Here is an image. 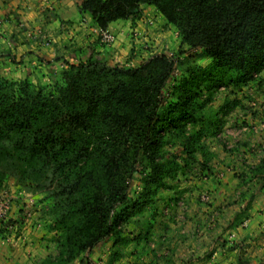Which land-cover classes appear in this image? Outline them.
Returning <instances> with one entry per match:
<instances>
[{
	"label": "trees",
	"instance_id": "trees-1",
	"mask_svg": "<svg viewBox=\"0 0 264 264\" xmlns=\"http://www.w3.org/2000/svg\"><path fill=\"white\" fill-rule=\"evenodd\" d=\"M142 6L177 31L188 54L199 49L211 60L205 68L186 67L187 77L169 94L175 103L164 100L182 65L174 57L159 56L139 68L98 60L68 64L54 91L0 79V192L11 178L22 190L45 195L51 230L58 233L56 264L74 262L118 236L131 211L157 196L163 179L179 169L163 160V149L188 126L202 123L184 141L185 153L206 155L198 140L217 121L204 118L209 98L201 102L203 86L246 85L264 70V0H84L79 12L106 30L136 20ZM140 167L143 189L131 204ZM253 170L264 177V161Z\"/></svg>",
	"mask_w": 264,
	"mask_h": 264
},
{
	"label": "rangeland",
	"instance_id": "rangeland-1",
	"mask_svg": "<svg viewBox=\"0 0 264 264\" xmlns=\"http://www.w3.org/2000/svg\"><path fill=\"white\" fill-rule=\"evenodd\" d=\"M135 19L134 25L132 23L133 28L127 31L126 36L130 38L126 42L131 48L129 47L128 50L124 48L126 53L120 55L121 57L113 60L107 58L108 50L116 42V36L111 33L114 36V42L103 44L98 30L99 33L93 34L96 36V42L102 46L101 50L96 51L97 53L93 50L89 52L88 46L91 43L86 45L85 49L82 46L79 47L72 53L77 58V52H79V60L74 65L98 60L110 67L118 65L125 68H139L154 62L159 56L174 57L182 65L173 72L167 85L168 92L164 100L166 106H169L176 101L169 96L171 89L176 82L178 84L187 77L186 67L193 65L205 68L210 65L211 60L206 58L199 49L188 54L187 47L180 44L177 31L154 8L142 6L140 16ZM140 23L145 28L143 33L137 30ZM92 25L94 29L97 27L94 23ZM152 26L154 39L147 35V29ZM157 34L164 36L159 39ZM120 43L123 45L125 42L122 40ZM89 53L91 54L87 56ZM60 64L63 68L58 69L57 75L54 76L55 82L49 75L43 74L42 79L35 73H30L31 79L27 82L32 86H43L47 91H54L62 84L64 72L68 71L67 60L61 61ZM4 73L7 74V71L2 72ZM16 81L20 80L17 78ZM199 97L201 102L209 98L202 112L204 118L211 119L215 115L217 121L215 130L211 126L213 129H208L198 140L199 145L205 147L206 155L195 152V159H191L185 153L183 146L184 141L192 133H196L202 123L196 124L192 130L188 126L184 136L169 140L163 149V160L173 161L179 165V169L173 176L163 179L165 187L160 189L151 201L144 204L139 212L131 211V218L117 230L118 236L110 237L91 252L84 253L79 258L81 262L86 264H109L110 262L112 264H214L215 253L224 251L231 253L235 250L234 248L242 250L244 247L242 242L249 240L250 243L255 244L249 245L252 247L251 253L248 254L246 252L248 249H245V253L250 256L251 264H264V222L259 223L256 220L258 216L264 215V177L256 176L257 173L253 170V167L264 161V70L246 85L219 86L210 91L203 86ZM247 144L251 145L250 149L247 148ZM244 150H248V153L251 150L254 151L249 155L256 158L257 165H244L246 160L243 158ZM241 162L242 166L235 171L237 163ZM230 165H233L232 170L229 169ZM143 176L141 167L133 175L129 194L131 204L136 202L142 193ZM229 176L231 177L228 178ZM233 179L238 180L237 187L228 192V196L224 197V201H220L221 204L217 208L212 209L218 202L217 198L212 196V189L215 186H228L231 181L234 186ZM10 182L14 183V180L11 178L7 180L8 189L12 188ZM252 185L254 187L251 191L249 187ZM186 192L188 195L184 196ZM202 194L207 195V201H202ZM3 195L10 198L9 192L5 189L0 193V197ZM248 205H253V212H247L244 206L248 207ZM219 215L220 221L224 220L221 215L229 217L230 221L233 218L234 223L228 222L230 226L233 224L230 227V233L227 234L215 228ZM1 227L0 223V230ZM199 227L203 229V235H200L202 229L199 230ZM200 237L204 238L203 241L199 240Z\"/></svg>",
	"mask_w": 264,
	"mask_h": 264
},
{
	"label": "crops",
	"instance_id": "crops-1",
	"mask_svg": "<svg viewBox=\"0 0 264 264\" xmlns=\"http://www.w3.org/2000/svg\"><path fill=\"white\" fill-rule=\"evenodd\" d=\"M83 1L0 0V79L11 82L28 81L31 79L30 73H35L42 79L43 74L49 75L52 81L55 82L54 76L57 75L58 69L63 68V65L60 64L61 61L67 60L68 64L78 62L79 52H77V58L72 54L76 49L81 46L85 49L86 45L91 43L88 46L89 52L92 50L95 53L100 51L102 46L96 42L94 34L99 33L101 29L96 27L97 30H95L91 18L79 12V7ZM133 22H136V20L116 21L106 29L116 36V42L108 50L107 58L110 60L121 57L120 55L126 53L124 48H126L125 50L131 48L126 42L130 38L128 39L126 36L127 31L131 27L133 28ZM144 29V25L140 23L137 30L143 33ZM153 30V26L147 29V35L152 39L155 38ZM163 36L157 34L159 39ZM122 40L125 42L123 45L120 43ZM3 71H7V74H2ZM17 78L20 81H16ZM248 145L246 146L250 149L251 145ZM253 152V150L250 151V153ZM250 153H248V150H244L243 158L246 159L244 165L255 166L257 165L255 164L256 158H252L249 155ZM241 166L242 162L237 163L234 170L238 171ZM232 168L233 165H230L229 169L232 170ZM234 181V186L231 181L228 186H215L212 189V196L216 197L218 201L214 204L216 207L213 206L212 209L217 208L221 204L220 201H224V197L228 196V192L237 187L238 180L235 179ZM10 183H12L11 189L7 188V183L4 184V189L10 194L12 204L6 220L8 230L4 232L7 236H4V233L0 231V264H56L58 233L51 230L49 217L51 203L44 199L45 195L42 193L32 194L22 190L13 182ZM253 187L254 185L249 187L251 191ZM187 195L186 192L184 196ZM244 207L248 210L247 212H253V205ZM229 208L231 206L227 208L226 213H228ZM221 216L224 220L220 221L219 215L215 228L228 234L230 233V227L233 225H228V222L234 223V220L232 218L230 221L229 217ZM256 220L259 223L264 222V215L258 216ZM200 229L202 228L199 227ZM202 231L203 229L200 235H203ZM203 239V237H200L199 240L203 241ZM250 244L251 246L255 245L247 240L242 242V246H244L242 250L234 248L235 250L231 253L229 251L215 253L213 263L251 264L252 261L248 255L252 250V247H249ZM245 249L250 250L246 251L248 254L245 253ZM244 256L246 258H243ZM68 264L86 263L78 259Z\"/></svg>",
	"mask_w": 264,
	"mask_h": 264
},
{
	"label": "built area",
	"instance_id": "built-area-1",
	"mask_svg": "<svg viewBox=\"0 0 264 264\" xmlns=\"http://www.w3.org/2000/svg\"><path fill=\"white\" fill-rule=\"evenodd\" d=\"M151 22L150 20H148ZM100 39L101 43L103 44H111L114 42V36L108 31V30H100ZM202 201H207V195L203 194L201 196ZM11 210V199L8 196H1L0 197V223H6V219L8 218V215ZM1 230L7 231L8 226H2ZM4 236H7L6 233H4ZM8 238V237H7Z\"/></svg>",
	"mask_w": 264,
	"mask_h": 264
}]
</instances>
